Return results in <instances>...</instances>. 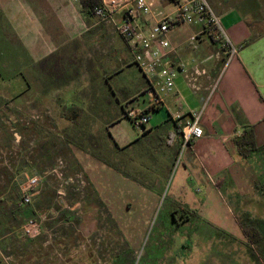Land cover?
Segmentation results:
<instances>
[{
    "label": "rangeland",
    "instance_id": "374dc122",
    "mask_svg": "<svg viewBox=\"0 0 264 264\" xmlns=\"http://www.w3.org/2000/svg\"><path fill=\"white\" fill-rule=\"evenodd\" d=\"M248 1L246 13L257 31L264 30V0ZM159 4L164 13L174 10ZM79 6L70 7V20L85 28L70 41L61 36L64 31L44 0H0V264H264V179L256 177L257 189L240 203L205 173L206 182L183 181L185 154L173 163L163 185L147 186L143 170L136 168L141 161L108 152L104 126L107 109L113 108L107 103L116 102L105 78L118 89L130 81L128 71L141 75L135 66L117 75L133 59L130 49L112 24ZM115 22H121L120 15ZM47 36L55 54L63 55L60 71L51 65L53 55L32 58ZM49 62L59 78L53 91L43 83ZM56 87V95L66 101L75 91L70 101L85 109L78 125L60 117L63 101L43 105V94ZM98 93L101 100L95 98ZM125 94L127 89L119 91L122 99ZM119 130L133 139L141 135L128 120ZM95 141L94 153L123 177L115 181L116 194L109 193L113 201H106L107 188L96 190L66 148L90 154ZM33 176L39 186L32 202L23 205L22 184ZM30 220L41 226L33 239L22 235ZM256 228L263 235L257 243L247 236Z\"/></svg>",
    "mask_w": 264,
    "mask_h": 264
},
{
    "label": "crops",
    "instance_id": "0c3cea01",
    "mask_svg": "<svg viewBox=\"0 0 264 264\" xmlns=\"http://www.w3.org/2000/svg\"><path fill=\"white\" fill-rule=\"evenodd\" d=\"M4 1L6 0H2ZM208 1L213 4V9L220 16L226 36L237 48L236 55L230 57L227 49L207 34H203L199 26L182 24L175 27L167 35L172 47L168 51V59L173 65L185 69L188 78L185 73L179 72L174 91L162 95L163 105L151 112L150 120L146 125L135 128L125 116L126 109L128 107L144 109L148 98L145 95L147 82L131 59L117 75L135 66L141 77L128 71L127 77L130 81L124 84V88L128 91L124 99L119 95V91L124 92V88L116 89L105 78L107 91L115 98L116 104L113 102L112 105L111 101L107 103L113 109H107L108 120L104 131L107 134L108 152L115 156L119 153H127L130 160L141 161L143 166L137 165L136 168L143 170L144 177L148 181L145 185H163L178 159L181 145L182 132L179 135V131L174 129L171 118L181 111L186 116L184 120L188 121L191 113L202 112L200 126L203 129V136L194 141L185 152L182 180L203 179L206 182L205 173L208 178L213 177L212 184L214 179L217 180L224 193L241 203L244 202L247 194H252L257 189L255 178L259 176L260 179H264V152H254L249 158H244L239 154L234 143V139L241 136L247 127H253L257 146L264 147V30L257 31L249 14L246 13L249 8L248 0L247 2L234 0L233 4H230L232 0ZM44 2L48 3L52 10L50 13L54 15L52 17L56 26L62 27L64 35L61 36L65 38L67 35L70 41L80 38L85 27L76 19L70 20L69 14L70 7L80 8L79 4L73 3L72 0H44ZM168 5L170 4L167 3L163 8ZM24 22L26 25L31 23L26 20ZM146 22L151 25L153 21ZM14 24L23 25V22L15 21ZM40 25L44 27V24H37ZM37 31L43 33L41 28ZM193 35H197L195 42L190 41ZM122 40L124 46L129 49L125 40ZM42 47L41 50L36 48L39 52L32 58L45 59L51 55L55 56L51 65H57L56 70L59 65L61 66L63 55L55 54L56 46L51 44V36H47V41ZM50 68V62L43 68V83L47 90L53 91V83L59 81V78ZM59 68L57 71H60ZM55 90L54 93L43 94V105L63 101L60 117L74 125L76 123L63 117L62 113L64 109L77 107L83 112L77 120L81 123L85 117V109L79 105L80 103L71 102L75 97V91L70 93L71 98L66 101L64 97L56 95L60 92L57 87ZM99 90L100 95L103 94L102 90ZM100 95L98 93L96 97L95 95L92 97L101 100ZM91 104L94 107L95 100ZM71 116L78 117V114L72 113ZM124 120H128L141 135L133 139L123 130H119ZM177 126L180 127L178 124ZM95 143L96 141L92 145ZM110 146L113 151L109 149ZM93 147L90 154L81 149H71V146L66 148L75 155V164L81 165L86 170L96 190L98 186L107 188L106 201H113L109 193L116 194H114L115 181L121 183L123 177L116 172V169L104 164L101 160L104 159L102 156L99 154L97 155L100 158L94 156L96 150L98 151L99 143ZM259 170H262L260 174H258ZM188 171L191 173L188 174ZM232 188L234 193L230 194Z\"/></svg>",
    "mask_w": 264,
    "mask_h": 264
},
{
    "label": "built area",
    "instance_id": "2783aa9c",
    "mask_svg": "<svg viewBox=\"0 0 264 264\" xmlns=\"http://www.w3.org/2000/svg\"><path fill=\"white\" fill-rule=\"evenodd\" d=\"M82 5V0H72ZM165 2L173 5L174 10L164 13L156 8V4ZM163 8V7H162ZM95 18L112 24L119 36L129 47L135 65L147 82L145 95L148 98L144 109L127 108L126 116L135 128H141L150 120V114L164 103L163 96L175 89V80L179 72L187 71L177 67L168 59V51L172 48L167 38L170 30L187 24L201 28L203 34L210 36L215 42L226 48L229 56L237 53V48L230 42L222 27L220 16L215 12L208 0H99L94 8ZM120 15L121 22L117 24L115 17ZM153 21L148 25L146 21ZM197 40V35L190 38ZM202 112L191 113L188 121L185 115L178 111L172 119L181 128V146L179 157L185 154L189 146L203 136L200 126ZM40 179L36 176L28 178L21 187L22 204L29 205L39 186ZM40 223L30 220L22 228V235L33 239L39 236Z\"/></svg>",
    "mask_w": 264,
    "mask_h": 264
},
{
    "label": "trees",
    "instance_id": "16d2710c",
    "mask_svg": "<svg viewBox=\"0 0 264 264\" xmlns=\"http://www.w3.org/2000/svg\"><path fill=\"white\" fill-rule=\"evenodd\" d=\"M99 5V0H82V11L84 13H86L88 16L92 15L94 16V8ZM95 17V16H94ZM72 113H77L78 117H74L71 116ZM83 112L81 109L77 108V107H71L69 109H64L62 116L63 117H67L69 120H72L74 123H76V125L79 124V121L77 122V120L79 119L80 115H82ZM125 116H126V112H125ZM127 118V116H126ZM171 121L174 125V129L176 131H179L178 134H181V130L180 127L177 126V123L171 118ZM182 142V140H181ZM234 143H235V147L237 149V151L239 152L240 155H242L244 158H249L254 152H264V147H258L257 143H256V137H255V131L253 127H247L243 134L239 137H236L234 139ZM181 146V145H180ZM179 152H180V148H179ZM94 156L100 158L97 154H94ZM102 162L106 165L111 166L108 161H106L105 159H101ZM247 234V233H245ZM247 236L250 238L251 241L257 243V241H259L261 239V236L263 237V235L261 234V232L258 230V228H256L253 232V234H247Z\"/></svg>",
    "mask_w": 264,
    "mask_h": 264
},
{
    "label": "flooded vegetation",
    "instance_id": "af4514ba",
    "mask_svg": "<svg viewBox=\"0 0 264 264\" xmlns=\"http://www.w3.org/2000/svg\"><path fill=\"white\" fill-rule=\"evenodd\" d=\"M174 216V215H173Z\"/></svg>",
    "mask_w": 264,
    "mask_h": 264
}]
</instances>
